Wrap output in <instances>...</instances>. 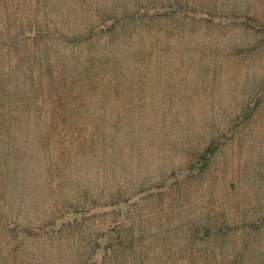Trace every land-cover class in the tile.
<instances>
[{
	"label": "rangeland",
	"instance_id": "rangeland-1",
	"mask_svg": "<svg viewBox=\"0 0 264 264\" xmlns=\"http://www.w3.org/2000/svg\"><path fill=\"white\" fill-rule=\"evenodd\" d=\"M137 1L0 0V264H82L69 240L107 264L109 238L154 264H264V0ZM119 3L144 20L84 52ZM35 62L62 73L57 129L51 73L24 88ZM15 100L35 116L15 124Z\"/></svg>",
	"mask_w": 264,
	"mask_h": 264
},
{
	"label": "trees",
	"instance_id": "trees-1",
	"mask_svg": "<svg viewBox=\"0 0 264 264\" xmlns=\"http://www.w3.org/2000/svg\"><path fill=\"white\" fill-rule=\"evenodd\" d=\"M43 0H36V2H39V4L42 2ZM115 2V1H113ZM171 3V2H169ZM117 4V3H116ZM145 4V5H144ZM145 7H163V3H161L158 0H150L146 3H144L143 1H137V3L133 6L136 8H143L142 6ZM172 5V4H169ZM177 6L182 7V9L184 10H188L191 9L193 10L194 8L192 7V5L189 2H182V1H178L177 2ZM123 8L120 9L121 11L117 13H115L116 10H118V8ZM115 7L114 9H111L112 11V16H109L108 13L104 12V13H100L99 14V18L101 20V22H106V20L109 17H112L113 19L111 20V25L110 27L112 28L110 33H108L106 39H103V35L104 33H98V31H95L94 33H85L80 41V43H84L85 46L82 48V50L84 52L87 51L88 49V45L91 44L93 41L95 42V40L92 38L90 39V35L92 34L93 37H96L100 42L102 41L104 45H106L108 52H110L109 47L111 45H115L117 43V41L119 40L118 37L121 33H123V30H128V32H133L136 27H137V23L142 22L144 19L142 18V16H132V14L134 12H127L129 8L128 3H123V4H118V6ZM41 8L39 7L38 9H36V13H40L41 12ZM34 11V12H35ZM122 11H126V12H122ZM138 18H141L138 20ZM139 21V22H138ZM34 24V23H32ZM31 26H35V25H31ZM37 27V26H35ZM97 27L100 29L101 27L99 26V24L97 25ZM96 30V28H94ZM97 43V42H95ZM44 56L48 57V53H45ZM99 60L98 61H102V59L104 57H107V55H97ZM25 59H31L29 57L33 56L30 54L28 55V53L25 54ZM89 61V59H83V65H84V70H86V63ZM34 66H32V70H31V74L30 76H28L24 82V88H30V86H32L29 82L28 79H30V77L34 78L37 82L43 84V82L41 81L44 77H48V71L51 73L52 77L55 78V80H53L50 84H48L49 87V100L50 103L48 104V106L50 107V115H49V126L50 129H57L58 127H61V122H60V116H65V112L63 110H59L58 109V103L60 102V99L62 98V94H63V85L60 81H58V78H63L62 77V73H60L59 67H54V66H48L44 69V72L42 75H37L35 73V68L37 67L36 62L33 64ZM101 69L98 70V76L105 79V73L108 71V69L105 68V64L102 63L101 65ZM37 78H39L40 80H37ZM57 79V80H56ZM24 89V90H25ZM41 88H38L37 90H40ZM32 91V90H31ZM38 93V91H36ZM21 92L19 90L16 91V87H15V98L20 94ZM40 97H43V95H38V97L35 98V100L37 101V99H39ZM38 102V101H37ZM33 104V102H31ZM9 110H11L12 108L7 107ZM19 105L16 103L15 100V124H19V119H22L24 117L27 116H31V114L34 113V116L36 114V112L33 110V108L28 104V106L26 107H22L20 113H19ZM12 113V112H11ZM45 112L43 111H39V114L41 116H38V121H42L43 119V114ZM65 113V114H64ZM70 115L69 117H64L65 120L67 122H75L76 119V115H71V114H67ZM22 122V121H20ZM23 123V122H22ZM117 234L120 235V231L118 230H114L112 232V234ZM131 231H127L123 236H124V240L126 238H129L130 241H132L133 239H131V235H130ZM111 234V235H112ZM76 241V242H75ZM139 244H141L140 241H138ZM97 248L99 250V252L101 251L102 253H104L108 259L107 264H154V262H150L148 261V257L144 256L143 251H142V246L137 245L136 242H127L125 240V242H121V241H116L112 238H109L107 240L104 241H100L98 243H96ZM69 246V250H71L72 252L78 254L77 256L80 255V258L83 259V263L82 264H89V261L92 259L94 253H96L95 248L93 245L91 244H84L82 241H77V240H69L68 243ZM158 264V263H157Z\"/></svg>",
	"mask_w": 264,
	"mask_h": 264
}]
</instances>
